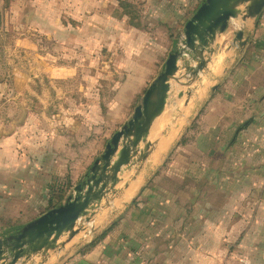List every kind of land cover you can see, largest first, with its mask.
<instances>
[{"label": "crops", "instance_id": "obj_1", "mask_svg": "<svg viewBox=\"0 0 264 264\" xmlns=\"http://www.w3.org/2000/svg\"><path fill=\"white\" fill-rule=\"evenodd\" d=\"M158 1L167 10L165 26L158 30L162 46L155 62L143 60L142 68L151 70L142 80L120 83L117 100L105 114L114 129L104 134L94 162L132 118L179 45L187 21L205 0ZM245 24L232 21L218 38L213 61L193 87L189 103L186 98L174 101L179 87L170 95L172 105L182 111L178 115L166 108L159 129L166 124L169 131L164 135L178 138L152 168L168 145L167 139L161 140L129 172V189L120 190L126 184L121 181L116 194L105 198L99 214L106 228L96 244L86 249L93 241L79 245L77 236L58 245L51 256L36 255L21 264H264V10ZM240 30L247 39L243 51L234 43ZM128 75L137 78L139 71ZM31 124L27 120V127ZM41 140L37 138L34 155L28 152L16 158L8 152L0 159V206L3 200L17 201L24 212L20 225L11 220L2 223L8 231L2 236L36 220L51 206H61L94 163L77 167L65 153L45 150ZM5 144L0 138V150ZM169 159L171 163L162 169ZM166 171L174 175V183L167 184ZM137 181L135 197L127 200Z\"/></svg>", "mask_w": 264, "mask_h": 264}, {"label": "rangeland", "instance_id": "obj_2", "mask_svg": "<svg viewBox=\"0 0 264 264\" xmlns=\"http://www.w3.org/2000/svg\"><path fill=\"white\" fill-rule=\"evenodd\" d=\"M120 1L0 0V138L6 143L0 159L8 152L16 158L34 155L39 138L45 150L65 153L77 167L94 162L104 134L114 129L105 114L117 100L120 83L142 80L151 70L142 68L143 60L155 62L162 46L158 30L165 26L164 3L130 0L143 13L146 30H139L114 17ZM132 71H139L137 78L128 75ZM171 102L172 96L166 111L179 115L182 110ZM168 131L164 124L142 151L151 152L164 139L174 145L178 135L166 137ZM169 163L171 159L162 169ZM167 171L165 181L174 183ZM22 209L17 201L1 202L0 236L8 233L2 223H23ZM103 223L102 214L89 223L81 220L75 242L97 240L106 228Z\"/></svg>", "mask_w": 264, "mask_h": 264}, {"label": "water", "instance_id": "obj_3", "mask_svg": "<svg viewBox=\"0 0 264 264\" xmlns=\"http://www.w3.org/2000/svg\"><path fill=\"white\" fill-rule=\"evenodd\" d=\"M263 10L264 0H205L184 27V47L176 46L132 118L112 136L104 153L72 188L66 201L16 233L0 236V264L28 263L36 255L51 256L58 245L72 242L81 233V220L89 223L99 215L105 198L116 194L121 181L126 184L120 190L127 191L129 172L149 156L142 147L157 133L170 95L179 87L174 101L186 98L189 103L193 87L213 61L218 38L232 21L247 26L245 22L256 20ZM234 43L241 51L245 49L243 30ZM63 237L67 240L61 243Z\"/></svg>", "mask_w": 264, "mask_h": 264}, {"label": "trees", "instance_id": "obj_4", "mask_svg": "<svg viewBox=\"0 0 264 264\" xmlns=\"http://www.w3.org/2000/svg\"><path fill=\"white\" fill-rule=\"evenodd\" d=\"M119 9L114 13V17L121 21L123 19L128 20L129 26L134 29L146 30L144 25L143 13L138 4L123 0L119 2ZM54 209L53 206L49 208ZM115 226V225H114ZM96 243L89 244L86 249L93 247Z\"/></svg>", "mask_w": 264, "mask_h": 264}, {"label": "bare ground", "instance_id": "obj_5", "mask_svg": "<svg viewBox=\"0 0 264 264\" xmlns=\"http://www.w3.org/2000/svg\"><path fill=\"white\" fill-rule=\"evenodd\" d=\"M159 130H160V129H159ZM159 130H158V132H159ZM158 132H157V133H158ZM156 135H157V134H156ZM155 137H156V136H155ZM167 144H168V145L165 147V149H163V150L160 152V154L157 156V158H156V159L154 160V162L152 163V168H155V167L160 163V161H161V159H162L164 153L166 152L167 147L170 145L169 142H167ZM139 187H140V181H137L136 184H134L133 187L131 188V190L129 191V193H128V195H127V200H130V199H132L133 197H135V195H136V193H137Z\"/></svg>", "mask_w": 264, "mask_h": 264}, {"label": "built area", "instance_id": "obj_6", "mask_svg": "<svg viewBox=\"0 0 264 264\" xmlns=\"http://www.w3.org/2000/svg\"><path fill=\"white\" fill-rule=\"evenodd\" d=\"M183 40H184V34H182V35L180 36V40H179V45H180L181 47H184V46L182 45Z\"/></svg>", "mask_w": 264, "mask_h": 264}, {"label": "flooded vegetation", "instance_id": "obj_7", "mask_svg": "<svg viewBox=\"0 0 264 264\" xmlns=\"http://www.w3.org/2000/svg\"><path fill=\"white\" fill-rule=\"evenodd\" d=\"M17 232V231H16ZM16 232H14V233H16ZM12 234V233H11Z\"/></svg>", "mask_w": 264, "mask_h": 264}]
</instances>
